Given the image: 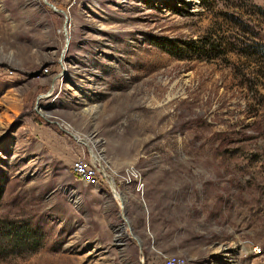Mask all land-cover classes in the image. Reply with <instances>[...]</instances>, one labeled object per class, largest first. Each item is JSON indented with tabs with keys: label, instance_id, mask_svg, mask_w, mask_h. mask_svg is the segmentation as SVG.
Wrapping results in <instances>:
<instances>
[{
	"label": "rangeland",
	"instance_id": "rangeland-1",
	"mask_svg": "<svg viewBox=\"0 0 264 264\" xmlns=\"http://www.w3.org/2000/svg\"><path fill=\"white\" fill-rule=\"evenodd\" d=\"M48 1L67 45L0 0V221L40 242L0 264H264V0ZM79 140L130 227L72 176Z\"/></svg>",
	"mask_w": 264,
	"mask_h": 264
},
{
	"label": "built area",
	"instance_id": "built-area-1",
	"mask_svg": "<svg viewBox=\"0 0 264 264\" xmlns=\"http://www.w3.org/2000/svg\"><path fill=\"white\" fill-rule=\"evenodd\" d=\"M93 150L94 152H97L95 148H93ZM100 162L103 164L105 163L103 159L99 158L98 154H96L95 159L93 160L90 157L88 151L83 149L72 159L70 169L74 177L85 185L96 186L101 181H103L109 187V183L107 182L105 175H103V173L101 172V167L99 166ZM105 165L112 173L114 179H117L118 174L113 171L107 164ZM163 264H186V258L181 257L177 254H170L166 256Z\"/></svg>",
	"mask_w": 264,
	"mask_h": 264
},
{
	"label": "trees",
	"instance_id": "trees-1",
	"mask_svg": "<svg viewBox=\"0 0 264 264\" xmlns=\"http://www.w3.org/2000/svg\"><path fill=\"white\" fill-rule=\"evenodd\" d=\"M39 235L28 225L0 221V250L3 253L33 252L39 248ZM3 245V246H2Z\"/></svg>",
	"mask_w": 264,
	"mask_h": 264
},
{
	"label": "water",
	"instance_id": "water-1",
	"mask_svg": "<svg viewBox=\"0 0 264 264\" xmlns=\"http://www.w3.org/2000/svg\"><path fill=\"white\" fill-rule=\"evenodd\" d=\"M42 2H43L45 5L49 6L54 12H57V13H61V14H63V16H64L63 33H64V35H65V40H66V45H67V43H68V35H67V31H66V29H67V25H68V16H67V13H66L64 10L57 8L53 3L49 2L48 0H42ZM83 144H84V143H83ZM84 145L86 146L87 151H88L90 157L94 160V159H95V155H93V153H95V152H94V150H93V147L91 146V143L88 142V144H84ZM99 166H101L100 163H99ZM101 172L103 173V175H105V173H106V171H103L102 168H101ZM111 179L113 180L112 177H111ZM108 183H109V182H108ZM109 187H110V189H111V186H110V185H109ZM110 191L112 192V189H111ZM112 193H113V192H112ZM119 203H120V207H121V209H122L121 212H122V215H123L124 223H126V224L130 227L129 219H128V217L125 215V212H126V209H125V207H126V201H125V198H124L123 195L120 197ZM120 227H121V226H120ZM120 229H121V228H120ZM132 236H133V238H135L137 241H139L138 238H137V236H136L135 234L132 235Z\"/></svg>",
	"mask_w": 264,
	"mask_h": 264
},
{
	"label": "bare ground",
	"instance_id": "bare-ground-1",
	"mask_svg": "<svg viewBox=\"0 0 264 264\" xmlns=\"http://www.w3.org/2000/svg\"><path fill=\"white\" fill-rule=\"evenodd\" d=\"M66 31H67V29H66ZM80 142H82V143H84V144H87L86 142H84V141H82V140H79ZM98 152L100 153V151L98 150ZM98 152H95V153H93V155H95L96 156V154H98V156H99V158L100 159H103V161H104V158H103V156L101 155V154H99ZM101 163V162H100ZM106 164V162L103 164V163H101V168L103 169V167H104V169H103V171H106V173H105V177H106V180H107V182H109V185L111 186V189H112V192H113V197H114V199L115 200H117V201H119L120 200V194L118 193V191H117V189H116V187H115V181H114V177H112V176H110V175H112V173L110 172V170L107 168V166L105 165ZM103 166V167H102ZM133 174V175H132ZM132 176H135L136 177V175H135V173L133 172V171H130L129 173H127V178L129 179L130 177H132ZM111 177L113 178V180L111 179ZM112 181V182H111ZM138 188H139V186H138ZM136 190L137 191H139V189H137L136 188ZM123 216V215H122Z\"/></svg>",
	"mask_w": 264,
	"mask_h": 264
},
{
	"label": "crops",
	"instance_id": "crops-1",
	"mask_svg": "<svg viewBox=\"0 0 264 264\" xmlns=\"http://www.w3.org/2000/svg\"><path fill=\"white\" fill-rule=\"evenodd\" d=\"M93 147L96 149V151L98 152V149L96 148V145H93ZM105 162V161H104ZM72 173V172H71ZM72 176L74 177V175L72 174ZM74 179L79 183V184H81L83 187H91V188H95V189H98V190H100L101 191V193H103V194H105L106 196L108 195V193H107V191H109V190H107L108 189V185L105 183V182H103V181H101L98 185H96V186H89V185H85L84 183H82V182H80V181H78L75 177H74ZM121 183V182H120ZM119 190L123 193L124 191H128L129 189L128 188H126L125 186H124V184H120V188H119ZM124 194V193H123ZM124 196V195H123ZM71 199H72V202H74L75 204H77L78 202H79V196L77 197V195L76 194H73V193H71ZM124 198H125V201H127L126 200V197L124 196ZM170 255V254H169ZM186 264H187V259H186Z\"/></svg>",
	"mask_w": 264,
	"mask_h": 264
}]
</instances>
